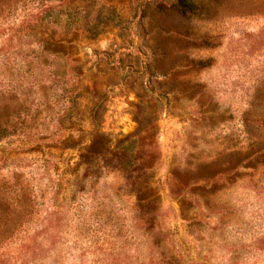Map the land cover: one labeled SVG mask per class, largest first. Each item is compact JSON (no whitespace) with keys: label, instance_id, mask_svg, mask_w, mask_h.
<instances>
[{"label":"rangeland","instance_id":"1","mask_svg":"<svg viewBox=\"0 0 264 264\" xmlns=\"http://www.w3.org/2000/svg\"><path fill=\"white\" fill-rule=\"evenodd\" d=\"M0 264H264V0H0Z\"/></svg>","mask_w":264,"mask_h":264}]
</instances>
